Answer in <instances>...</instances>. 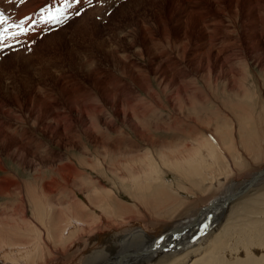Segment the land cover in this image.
I'll return each instance as SVG.
<instances>
[{"label": "bare ground", "instance_id": "6f19581e", "mask_svg": "<svg viewBox=\"0 0 264 264\" xmlns=\"http://www.w3.org/2000/svg\"><path fill=\"white\" fill-rule=\"evenodd\" d=\"M134 1L137 0H129V3L125 2L122 5V0H91L90 3L89 0H80V2L77 0H0V18L5 21L0 24V60L6 56L17 59L28 56L27 58L33 59L32 57L35 56L31 54L36 52L39 46L42 47L45 40L71 33L73 26L81 27L84 24L95 26V23L88 22L102 18L104 14L113 12L114 9L120 11L125 5L133 7L140 3L135 6L140 8L151 2L155 9L145 10L143 17L141 15V18H138L136 25L128 22L129 34L112 42L111 46L104 49L102 55L92 56L86 49L81 48L79 52L82 60H76L70 66L62 63V66L58 64L60 66L53 69L47 68L52 72L49 77L62 93L69 88L68 99L60 100L56 97L55 89L42 85V81L39 80L31 83L28 90L21 93V87L14 79V73L8 75L1 86L0 226L13 227L16 224H22L39 233L37 228L40 225L46 239L44 243L41 242L38 245L41 248H44L46 243L51 245L53 235H56V241L60 242L63 248L55 249L53 252L60 260L69 254L75 245L81 246L87 243L86 239L91 241V246L96 247V249L92 247L93 250H91L102 259L107 251L102 248L103 244L97 243L104 238L106 231L112 233L113 241L124 243L130 241L125 236H133L130 242L139 247L144 246L147 242L140 239L142 235L140 232L143 234L146 232L145 229L151 222L148 215L151 211L143 212L138 207L136 213L132 211L129 213L115 210L111 203H119L120 196L126 194V189L130 196L137 200L139 195L144 196L152 191L153 185H150L152 181L159 182L161 179L153 170L146 174L148 182L139 176L133 179L128 178L134 173L130 171L129 175L127 174V164H134V162L146 164V162H152L154 158L152 154H138L134 149L139 148L137 146L139 144L136 145L134 141L130 142L121 137L110 138L108 131L120 136L126 135L121 129L117 127L112 129L113 125H111L103 131L101 127H98L93 114H97L100 110L98 108L100 104H97L102 95L98 98L99 92L97 93L95 89H101V94L107 95L105 100L117 108V117L122 119V127L136 132L143 142L146 141L151 148H154L157 143L151 140L152 136L147 138L150 127H148L150 121L146 120L149 115L146 112L148 108L134 102L137 93L130 88L131 82L148 94L154 95L153 91L151 92L153 76L156 79H162L161 81L165 83L163 90L174 88L175 94L187 95V98H190L191 95L192 97L198 95L195 78L201 77L211 82L215 77L216 82L224 80L227 85H232L231 90L237 91L238 96L250 99L252 96L247 95L244 88L245 80L250 76L249 79L253 77L252 82L257 84L258 79L252 76L251 68L255 67L259 71H264V0H247V2L245 0H170L177 8L167 3L169 12L165 15L163 13L165 0H138L139 2L136 3ZM244 16H247L249 28L241 24V20L246 18ZM193 29L198 30L199 34H194ZM243 37L246 43H243ZM69 46L72 47V45ZM52 58H49L50 61ZM106 62L108 65L104 67ZM67 66L72 68L74 74H70L73 71L70 68L67 69ZM34 67L38 72V64ZM86 81H90L91 85L86 86L83 83ZM5 99L9 104L7 102L4 105ZM118 99L119 101L115 102ZM196 99L200 100L202 97ZM192 100L195 101V99ZM257 101L262 99L259 97ZM85 103L91 104L89 105L91 107L85 106ZM181 104H183L182 110L190 109L185 105V101ZM190 107L193 108V106ZM97 109L99 110L96 111ZM246 116L253 117L249 113ZM216 120L217 118L214 121ZM143 121L149 122L143 126ZM247 121L245 126L250 127L251 123ZM215 123L217 121L211 120L202 126L206 125L207 132L214 130L220 144L224 145L223 148H226L224 149L228 151L229 156H233L236 153L234 143L229 142V145L226 143L228 137L220 134ZM239 123L240 121H237V124ZM27 124L32 128H27ZM233 125H236L235 121ZM239 126L241 129L244 127L243 124ZM202 129L204 128L199 130L200 133L194 140L198 147L197 156L202 161L208 159L209 163H214V160L223 161V157L216 151V145L213 146L203 136L206 130ZM131 144L133 146H130ZM126 147L133 149L128 150ZM161 147L164 146L161 145L158 148ZM171 154L177 157L175 153ZM165 155L163 153L161 158H165ZM20 173L30 174V180L24 181ZM107 184H112L113 187L108 190ZM154 187L156 192L154 191L153 194L159 193V198L163 197L165 193L162 192L163 189L160 186ZM245 190L247 189L236 191L235 194ZM153 194L150 197L141 196L139 201L148 205L150 198L153 200L155 198ZM235 194L230 198L226 196L225 200L231 199ZM81 196H84L85 200L82 201ZM218 202L221 203V199H216L212 204ZM54 205L65 208L54 210ZM211 205L206 206L202 210L203 215L193 219L191 225L181 228L176 226L177 228L171 230L170 234H168L170 231L167 232L164 240L160 242L162 244L154 248L155 252L152 251L153 253L146 256L148 251L141 250L136 253L124 250L122 257L119 256L121 258L118 264L141 261L144 257L157 254L161 249L166 250L171 244L167 241L168 237L175 236L176 233L185 229L188 230L185 234L192 233L206 214L211 213V217L206 220L207 228L212 226L214 221L212 212L221 208L220 211L223 214V208L227 205L218 206L215 209L210 208ZM154 208L157 211L156 218L166 217L167 212L165 214L162 208ZM166 208L168 210V207ZM249 208L253 212L254 206H248L245 210L250 211ZM28 214L32 215L30 220L34 224L26 219ZM176 218L177 214L174 213L171 220ZM144 219L149 221L147 225L143 224ZM117 227L121 229L118 230ZM153 227H155L154 224ZM10 232L11 230L7 231L8 234ZM13 232L16 235L15 241L7 250L0 252L7 263L10 262L9 255L22 254L27 250L25 246L16 244L18 240L24 241L21 231L14 229ZM199 233L200 231H197L196 234L200 236L202 233ZM153 234L155 233L145 235L153 238L156 236ZM156 234H158L157 231ZM189 238L188 242L191 241V237ZM221 246L222 242L219 241L214 248ZM179 251L182 249L180 248ZM100 253L102 254L99 255ZM174 257L176 256H167L156 264L178 260L172 259ZM131 258L135 259L129 260ZM125 260L127 263L124 262ZM215 261L216 259L211 258L205 264H214ZM76 262L78 263V258Z\"/></svg>", "mask_w": 264, "mask_h": 264}, {"label": "rangeland", "instance_id": "374dc122", "mask_svg": "<svg viewBox=\"0 0 264 264\" xmlns=\"http://www.w3.org/2000/svg\"><path fill=\"white\" fill-rule=\"evenodd\" d=\"M125 2L129 3V0H122V5ZM134 2L136 3L139 1L137 0ZM245 2H247V0H245ZM149 3L151 5H149ZM149 3L144 4L140 8L135 7L140 4L138 3L133 5V7L125 5L120 11H115L114 9L113 12L104 14L102 18L88 22L95 23V26L87 24H84L81 27L73 26L71 33H64L57 38L55 37L45 40L43 46H39L37 51L31 54L35 56L32 57L33 59L27 58L28 56H25L22 59L20 58L21 60L13 56L4 57L1 59L2 61L0 60V89L7 76L14 73V79L21 87V93L27 91L31 83L39 80L42 81V85L45 84V86L47 85L50 88L55 89L54 91H56V97L60 100L64 101L68 99L69 88L67 91L62 93L60 88H58L51 77H49L52 72H50L47 68L53 69L60 66L58 64H61L62 66V63L70 66V64L72 65L76 60H82L79 52L81 48L86 49V51L92 56L102 55L103 51H105L104 49L111 46L112 42H115L121 36L129 34V27L127 26L128 22H132V24L136 25L138 18H141V15L143 17L145 10H155L152 3ZM167 3L168 5H172L170 0H165L163 2L164 15L169 12V6ZM174 7L177 8V6ZM244 17L246 18L241 20V24L245 26L247 25L246 27L249 28L247 24V16ZM241 24L240 26L243 28ZM74 32L76 33L73 34ZM194 34H199V31L194 30ZM242 40L243 43H246L244 37ZM69 45H72V47L70 48ZM51 57L53 58L50 61L49 58ZM36 64L39 66L38 72H36L34 67ZM107 65L108 64L106 62L104 67ZM69 66H67V69L70 68ZM251 69V72L253 73L252 76L258 80L257 84L252 82L253 77L249 79V76L248 79L245 80L246 85L244 88H246L247 95L252 96L250 99L238 96L237 91L231 90L232 85H227L224 80L216 82L215 77L211 82L208 81V79H203L201 77L195 78L196 91L198 92V95L196 97H192L191 95L190 98H187V95L175 94L174 88L163 90L165 83L161 81L162 79H156L153 76L151 77V92L153 91L154 95L152 93L148 94L136 85H133V82H131L130 88L137 93V98L134 102L145 105L148 108L146 112L149 113V115L146 120H149L150 122L148 121V123L147 121H143L142 124L143 126H146L148 123V127L150 126L148 128L149 131L146 130L148 131L147 138L152 136L151 140L157 143V146L154 148H151L146 141L143 142L136 132L130 131L127 127L123 128L122 119H118L117 117V108L114 107L111 102L105 100L107 99V95L103 96V93L101 94V89H95L97 93L99 92L98 98L102 95V98L99 99L97 104H100V106H98L100 110L97 109L96 111L99 110L97 114H93L98 127H101V130H107L111 125H113V127H111L112 129H115L116 127L121 129V131L125 132L126 135L120 136V134L108 131L110 133V138L121 137L130 142L134 141L136 145L139 144L137 145L139 148L134 149L138 154H152L155 159H153L152 162H146V164H141L139 162L127 164L128 170H126V172L128 175L130 171L134 173L132 176H127L129 179L139 176L142 180L148 182L146 174L153 170L158 178L161 179L159 182L152 181L150 183V185H153L151 188L152 191L146 193L144 196L139 195V199H141V196H152L155 191L154 186H160L161 189H163L162 192H165L163 193V197L161 196L162 199L161 197L159 198V193H155L153 195L156 199L154 198L153 200V198H150L148 202L150 204H142L139 199H137V201L132 195L130 196L129 191L126 189V194H121L119 203H111L115 210H121L129 213H131V211L136 213L138 207L143 212H147V210L151 211L148 213L149 218H151V222L146 221L145 219L143 220V224L147 225L149 222L145 229L146 232L143 234V232L139 231L142 233V235H140V239H144L147 243L144 246L139 247L138 245L130 242L133 240V236H125L130 241H125L124 243L116 242L111 238L112 233L110 234L106 231L104 238L97 243L103 244L102 248L107 251H105L106 255L102 259L96 252L92 251L93 248L96 249V247L93 245L91 246V241L85 238L87 243L82 244L83 246L75 245L71 252L65 257H62L60 260L58 259V255H55V252H53L55 249L63 248V246L59 244L60 242L56 241V235H53V243L51 242V245L50 243H46L44 248H41V246L38 245L41 242L44 243L46 239L45 233L42 231L40 225L39 228H37L39 233L22 224H16V226L13 227L0 226V252L7 250L9 245L15 241L16 235L13 232L14 229H19L22 237L24 238V241L18 240L16 244L27 248L25 252H22V254H14L12 256L9 255L10 262L8 263L93 264L95 262L94 264H101L106 261L104 264H118L124 250L136 253L141 250L145 252L148 251L146 253V256H148L149 252H155L156 249L154 248H157L159 244H162L160 242L164 240L167 232L170 231L168 233L170 234L176 226L181 228L186 225H191V222L194 221L193 219H197L200 212H202L206 206L211 205L216 199H223V201H225L227 197L230 198V196L235 194L236 191L247 188L254 176L264 170V71H259V69L255 67H252ZM70 70L73 71L72 68H70ZM113 71L115 72V69H113ZM70 74H74V71ZM160 75H162L161 72ZM83 83H85L86 86L91 85L90 81ZM128 83H130V81ZM23 85H25V87ZM201 97L202 99L200 100L196 99ZM259 97L263 102L257 101ZM179 98L181 100H179ZM184 98L186 99L184 100ZM192 99H195V101ZM118 101L119 99L115 102ZM184 101L185 105L190 109L182 110L183 104L181 103ZM7 102L8 100L5 99L4 105ZM84 105L91 107L89 106L91 104L88 103H85ZM189 105L193 106V108ZM81 110H83V108ZM247 113L253 117H247ZM216 118L217 123L215 124L217 130L220 131V134L223 137H228L226 143L228 145L229 142L234 143V150L236 153L233 156H229L228 151L225 150L226 148H223L224 145L222 146V144H220L219 138L213 132L214 130L207 132L206 125L202 126L211 120L216 122L214 121ZM234 121L236 125H233ZM237 121H240V123L237 124ZM246 121L249 124L251 123L250 127L245 126ZM152 122L156 124H153ZM242 124L244 127L241 129L239 125ZM26 127L32 128L29 124H27ZM201 128H204L202 130H206V132L203 133L204 135H202L205 136L213 146L216 145V151L223 157V161L214 160V163H209L208 159H204L202 161V159L197 156L198 152L196 149L198 147H196L194 140L199 135V130ZM161 145L164 147L158 148ZM130 146H133V144ZM126 149L131 150L133 148L126 147ZM162 152L166 154L165 158H161L163 155ZM171 153H175L177 157ZM152 167L154 168L152 169ZM20 176L26 182L31 178L30 174L20 173ZM86 179L91 178L86 177ZM107 185L109 186L107 188L108 190L113 187L112 184ZM103 191L106 193L108 192L106 190ZM248 191L249 192H247L244 197L242 195L238 199H235V202L232 201V204L224 207L223 214H221V208L212 212V217L214 219L212 226L207 228L206 222V220L211 217V213L206 215L204 214L205 216L201 218V223L194 228L196 232H189V234L187 233L188 235L185 234L181 238L171 235L167 239V241L171 244L168 245L166 250L161 249L157 254L155 253L152 254V256L144 257L141 261H131L130 264H156L171 255L176 256L172 259L178 260H170L162 264H205L207 260L211 258L216 259L214 264H247V262L248 264H264V178L259 181L255 187ZM81 197L82 201L83 199L85 200L84 196ZM163 202L164 204L166 203V206ZM167 202H170L171 204L169 203V205ZM148 206L149 208L147 209ZM248 206H254L253 212H251V208H249L250 211L245 210L248 209ZM154 207H158V209L162 208V211H164L165 214L167 212L166 217L164 218L162 216L161 218H156L155 215L157 211ZM166 207H168V210H166ZM64 208V206L59 208L54 205V210H63ZM174 213L177 214V218L175 220H171ZM26 219L32 223L30 220L32 219L31 214H28ZM55 223L57 224V219H55ZM32 224H34V222ZM153 224L155 227H153ZM117 229L120 230L121 227H117ZM9 230H11L10 234L7 233ZM156 231L158 234H156ZM197 231H200L202 234L199 233L200 236L197 235ZM146 233H155L153 235L156 236L150 238L145 235ZM189 237H191V241L188 242L190 239ZM219 241L222 242V246L214 248ZM179 242H183V245ZM185 244L187 245L184 247ZM180 248L182 251H179ZM90 250L92 252H90ZM101 254L102 253L99 255ZM77 258L78 263L76 262ZM132 259L135 258H131L129 260ZM148 259L152 260L149 261ZM127 260L124 262L127 263ZM17 261L18 263H16ZM8 263L2 253H0V264Z\"/></svg>", "mask_w": 264, "mask_h": 264}, {"label": "water", "instance_id": "95a60500", "mask_svg": "<svg viewBox=\"0 0 264 264\" xmlns=\"http://www.w3.org/2000/svg\"><path fill=\"white\" fill-rule=\"evenodd\" d=\"M263 178H264V170L261 171V172H259L257 175L254 176V178L252 179V181H250V183L248 184V186L246 188L247 190L243 191L242 193L235 194L231 199H227L225 201H223V199H222L221 200L222 201L221 203H219V202L218 203H214V204H212L210 206V208L215 209L218 206H220V207L222 206L223 207L224 205L230 204L235 199H238L239 197H241L242 195H244L246 193V191H248V190L252 189L253 187H255L258 184V182L261 181V179H263ZM210 208H207V209H210ZM202 215H203V211L200 212V214L198 216L200 217ZM187 231H188L187 229L181 230V231H179V233H176L175 237H179L181 235H184ZM150 253H152V251L149 252L148 254H150Z\"/></svg>", "mask_w": 264, "mask_h": 264}, {"label": "snow or ice", "instance_id": "6c2138e0", "mask_svg": "<svg viewBox=\"0 0 264 264\" xmlns=\"http://www.w3.org/2000/svg\"><path fill=\"white\" fill-rule=\"evenodd\" d=\"M77 2H80V0H77ZM90 2H91V0H89V3ZM2 23H5V21L2 18H0V24H2Z\"/></svg>", "mask_w": 264, "mask_h": 264}]
</instances>
